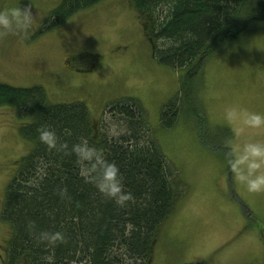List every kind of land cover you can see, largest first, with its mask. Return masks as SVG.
Here are the masks:
<instances>
[{
	"label": "rangeland",
	"instance_id": "374dc122",
	"mask_svg": "<svg viewBox=\"0 0 264 264\" xmlns=\"http://www.w3.org/2000/svg\"><path fill=\"white\" fill-rule=\"evenodd\" d=\"M61 1L0 0V10L30 5L38 14L28 38H0V82L42 87L51 104L83 103L97 125L110 123L111 103L129 97L141 103L154 139L186 192L160 231L151 264H264L257 237L245 231L264 233L260 196L241 184L245 197L237 188L227 165L232 131L225 120L230 106L264 113V30L248 34L193 76L157 62L132 0H105L43 32ZM184 81L192 101L176 126L164 130L161 111ZM21 126L11 108H0V213L16 161L32 148L22 139ZM10 237L0 219V264Z\"/></svg>",
	"mask_w": 264,
	"mask_h": 264
},
{
	"label": "trees",
	"instance_id": "16d2710c",
	"mask_svg": "<svg viewBox=\"0 0 264 264\" xmlns=\"http://www.w3.org/2000/svg\"><path fill=\"white\" fill-rule=\"evenodd\" d=\"M103 1L62 0L47 16L42 31L60 28ZM132 2L157 62L193 76L248 34L264 30V0ZM184 83L161 111L164 130L176 126L192 101ZM2 107L13 110L22 124V139L32 145L16 161L3 198L0 219L11 231L4 264H151L160 231L185 191L154 139L141 103L131 97L111 103L110 123L103 120L97 125L83 103L51 104L42 87L0 82ZM42 126L53 129L58 143L67 147L49 149L39 139ZM114 127L125 130L113 135ZM82 141L119 169L123 190L133 197L125 206L98 190L99 168L89 166L82 172L70 151ZM40 232H60L63 241L48 245L40 241Z\"/></svg>",
	"mask_w": 264,
	"mask_h": 264
},
{
	"label": "clouds",
	"instance_id": "9594fccd",
	"mask_svg": "<svg viewBox=\"0 0 264 264\" xmlns=\"http://www.w3.org/2000/svg\"><path fill=\"white\" fill-rule=\"evenodd\" d=\"M38 23V14L33 15L31 6H15L0 10V38L12 35L20 39L30 36L32 29ZM225 120L231 127L234 139L227 141L231 149L227 165L235 178L251 193H264V113L228 107L225 110ZM123 127L112 130L113 135H119ZM39 139L49 149H62L67 145L59 144L56 132L48 126L38 129ZM241 137H246L241 143ZM71 153L77 157V163L82 172L89 166L99 168L98 190L115 201L118 206H125L131 200L132 194L123 190L119 169L113 163L103 159L99 150L89 146L86 141L74 144ZM39 239L48 245L63 241L60 232H40ZM49 261L51 257L47 258Z\"/></svg>",
	"mask_w": 264,
	"mask_h": 264
},
{
	"label": "crops",
	"instance_id": "0c3cea01",
	"mask_svg": "<svg viewBox=\"0 0 264 264\" xmlns=\"http://www.w3.org/2000/svg\"><path fill=\"white\" fill-rule=\"evenodd\" d=\"M228 132H229V130H228ZM182 138V136H180L178 139H181ZM230 140H233V133H231V137H230ZM230 151H231V149H229V153H230ZM168 160V159H167ZM168 162H169V160H168ZM172 166H173V164L171 163V162H169ZM174 167V166H173ZM174 170L176 171V173H177V176H178V179H179V177H180V174H179V172H178V170L174 167ZM235 181H236V184H237V188L239 189V191L246 197V194L244 193V191L241 189V183L240 182H238L237 181V179L235 178ZM186 193V192H185ZM184 196H185V194H184ZM182 197V199L183 198H185V197ZM259 196H260V204H261V210L262 211H264V193H259ZM181 199V200H182ZM180 200V201H181ZM179 201V202H180ZM245 231H247V233L248 234H250V235H252V234H254L257 238V240H256V242L257 243H259V244H261V246H262V248H263V250H264V233H261V231H256V230H252V229H249V230H247V228H245ZM264 254V253H263ZM261 255V254H260Z\"/></svg>",
	"mask_w": 264,
	"mask_h": 264
}]
</instances>
